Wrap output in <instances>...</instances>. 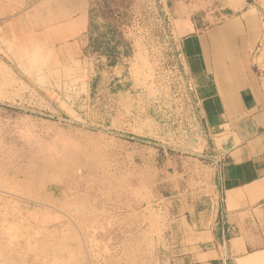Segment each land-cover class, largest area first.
Listing matches in <instances>:
<instances>
[{
  "label": "crops",
  "instance_id": "0c3cea01",
  "mask_svg": "<svg viewBox=\"0 0 264 264\" xmlns=\"http://www.w3.org/2000/svg\"><path fill=\"white\" fill-rule=\"evenodd\" d=\"M100 1L0 0V54L38 84L85 77ZM160 2L200 136L197 153L165 162L138 133L112 138L118 264H264V0Z\"/></svg>",
  "mask_w": 264,
  "mask_h": 264
},
{
  "label": "rangeland",
  "instance_id": "374dc122",
  "mask_svg": "<svg viewBox=\"0 0 264 264\" xmlns=\"http://www.w3.org/2000/svg\"><path fill=\"white\" fill-rule=\"evenodd\" d=\"M101 2L96 24L102 31L112 22L129 44L116 54L123 69L91 46L87 78L44 85L0 54V264L120 263L123 233L112 209L123 165L113 162L121 147L112 138L138 133L160 162L197 153L198 119L163 4ZM204 14L193 16L202 26L210 24Z\"/></svg>",
  "mask_w": 264,
  "mask_h": 264
},
{
  "label": "trees",
  "instance_id": "16d2710c",
  "mask_svg": "<svg viewBox=\"0 0 264 264\" xmlns=\"http://www.w3.org/2000/svg\"><path fill=\"white\" fill-rule=\"evenodd\" d=\"M115 19L113 17L111 20ZM197 21V20H196ZM198 22V28H200L201 21ZM105 30H100L99 26L96 24L95 21L92 22V32L94 34L92 38V49L95 53H99L100 56L107 57L108 62L110 65L117 64V56L119 50V45H124V53H127L129 50V44L123 37H120L116 33V27L113 25L112 22H108L103 24ZM201 25V26H200ZM208 26L206 23L203 25V28Z\"/></svg>",
  "mask_w": 264,
  "mask_h": 264
}]
</instances>
